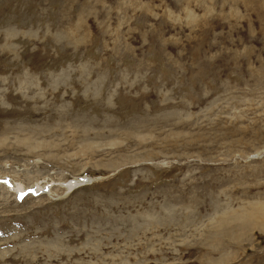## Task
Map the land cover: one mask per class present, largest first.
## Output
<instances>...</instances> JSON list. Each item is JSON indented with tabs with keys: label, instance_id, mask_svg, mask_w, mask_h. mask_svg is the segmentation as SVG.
<instances>
[{
	"label": "rangeland",
	"instance_id": "rangeland-1",
	"mask_svg": "<svg viewBox=\"0 0 264 264\" xmlns=\"http://www.w3.org/2000/svg\"><path fill=\"white\" fill-rule=\"evenodd\" d=\"M0 264H264V0H0Z\"/></svg>",
	"mask_w": 264,
	"mask_h": 264
},
{
	"label": "bare ground",
	"instance_id": "bare-ground-1",
	"mask_svg": "<svg viewBox=\"0 0 264 264\" xmlns=\"http://www.w3.org/2000/svg\"><path fill=\"white\" fill-rule=\"evenodd\" d=\"M87 182H88V180H86L85 178L82 179V180L81 179L80 180H63V179H59V182H57L55 184L52 183V184H53V186H57V187L62 188L66 192H71L73 189H75V188H77V187H79V186H81L83 184H86ZM46 183H48V182H46ZM52 184H50V185H52ZM31 185H35V187H36L35 190L37 192L39 190H41L42 188H44V186H42V185H47V187L49 186V184H45V182L38 183V180L34 181V182L32 181ZM10 189L11 190H15L14 194H16V195L17 194H21V193H23L25 191L24 190V185H22L19 182H16V183H14V185H11ZM5 191H7V188L5 189Z\"/></svg>",
	"mask_w": 264,
	"mask_h": 264
}]
</instances>
